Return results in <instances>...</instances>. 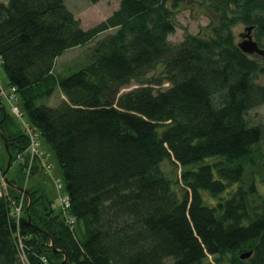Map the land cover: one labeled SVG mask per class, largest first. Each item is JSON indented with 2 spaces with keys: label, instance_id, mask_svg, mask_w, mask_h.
<instances>
[{
  "label": "trees",
  "instance_id": "obj_1",
  "mask_svg": "<svg viewBox=\"0 0 264 264\" xmlns=\"http://www.w3.org/2000/svg\"><path fill=\"white\" fill-rule=\"evenodd\" d=\"M192 1L213 16L173 42ZM237 24L264 49V0H119L88 27L66 0H0L16 117L54 151L69 199L55 209L0 98V264H264V121L246 117L264 104V56L238 46ZM72 48L83 58L55 71Z\"/></svg>",
  "mask_w": 264,
  "mask_h": 264
},
{
  "label": "rangeland",
  "instance_id": "obj_2",
  "mask_svg": "<svg viewBox=\"0 0 264 264\" xmlns=\"http://www.w3.org/2000/svg\"><path fill=\"white\" fill-rule=\"evenodd\" d=\"M118 3L119 0H99L96 3H90V1L88 0H66V5L72 12H74L75 16L80 19L84 27L91 26L99 22L100 20L106 18L118 7ZM190 4H188L187 6L182 5L180 10L177 12L175 16V21L177 23L176 30L173 34L169 35V39L173 42H178L179 40H181L184 31L183 29L188 30L189 32L192 33H197L201 27H205L210 22L211 20L210 17L213 16L211 11L208 9L206 5H202L198 1L197 2L192 1ZM240 31L246 32L245 27H243L241 24H237L234 27V32L235 34H237ZM251 35H252V39L256 41L253 34V27L251 30ZM236 39L238 42L241 40L240 38H236ZM81 58H83V50H80L79 48L68 49L56 58L54 70L55 71L62 70L64 67L70 65L69 62H73V61L79 62ZM263 80L264 79L262 78L261 81ZM132 86H135V84H132L129 87H126L125 89L131 88ZM9 87L10 84L8 82L7 75L0 62V88L5 90V95L1 99L2 104L4 105L6 112H8L13 117L14 122L18 126L21 127L23 125V121H25L24 123L27 124V128L31 130L32 133H34L36 130L28 122L27 114L24 111H23L24 114L22 119H19L12 114L11 110L13 109L14 106L17 105L12 104L10 106L9 102L7 101V100L10 101L12 99V95L8 93V91L10 90ZM59 94L60 93L57 92L52 98H49L47 102L49 101H51V103L57 102V100H59L58 98ZM16 101L17 100H14L13 102ZM246 117L247 119H250V121H252L253 123L264 121V104L249 110ZM38 147H39V150L37 151L38 155L35 153L32 156V158L33 160L35 157H38L41 160L43 159V163H45V166H47L43 171H41L42 176H38V179H40L44 183L46 193L49 196V198L53 200V206L55 207V209H57L58 211H62L64 205H66L64 198H67V194L64 189L63 175L61 168L59 167V163L57 161L54 151L44 141H41L38 144ZM6 151H7V147H5L4 144L3 145L0 144V155L5 154L4 152ZM30 155H32V153ZM16 161L23 162L25 161V159H23L22 155L21 157H18L17 155ZM11 162L12 159L8 167L11 166ZM27 172H29V167L26 168V173ZM5 174L6 173H4V171L2 174L0 171V178L3 181L4 185L6 182ZM37 175L38 174H36V176ZM36 176H34L33 179L31 178L30 180H27L25 185L28 187L31 186V183L35 181L34 179L36 178ZM59 185L61 186L59 187ZM15 207H17L16 208L17 217H19L21 213V206L19 203L18 204L15 203Z\"/></svg>",
  "mask_w": 264,
  "mask_h": 264
},
{
  "label": "water",
  "instance_id": "obj_3",
  "mask_svg": "<svg viewBox=\"0 0 264 264\" xmlns=\"http://www.w3.org/2000/svg\"><path fill=\"white\" fill-rule=\"evenodd\" d=\"M245 30H246V32H244V33L242 32L240 34V36L243 39L240 42H238V46L246 53H250V54L258 53V54H261L262 56H264V49L259 48L257 42L252 39V35H251L252 26L245 27ZM5 113L6 112L4 111V114ZM5 147H7V151H8V146L6 145ZM11 158H12V155L10 152H8V160H7V164H6V168L4 170V173H6V170H8V168H9L8 166L10 164ZM250 253H251L250 251L242 253L240 255V257L241 258L247 257L250 255Z\"/></svg>",
  "mask_w": 264,
  "mask_h": 264
},
{
  "label": "built area",
  "instance_id": "obj_4",
  "mask_svg": "<svg viewBox=\"0 0 264 264\" xmlns=\"http://www.w3.org/2000/svg\"><path fill=\"white\" fill-rule=\"evenodd\" d=\"M13 111L15 114H17L18 116H20V112L18 110V107L17 106H14L13 107ZM26 130H27V133L29 134V137H30V146H29V149L31 151L32 154H37V151H38V148H37V144H38V141H37V137H38V133L35 131L34 133H32L31 130H29L26 126ZM65 206H68L69 205V202L68 201H65Z\"/></svg>",
  "mask_w": 264,
  "mask_h": 264
},
{
  "label": "crops",
  "instance_id": "obj_5",
  "mask_svg": "<svg viewBox=\"0 0 264 264\" xmlns=\"http://www.w3.org/2000/svg\"><path fill=\"white\" fill-rule=\"evenodd\" d=\"M41 141H43L42 139H40Z\"/></svg>",
  "mask_w": 264,
  "mask_h": 264
}]
</instances>
